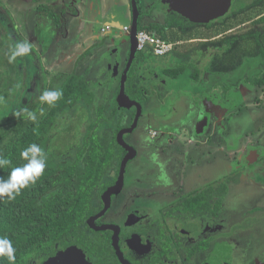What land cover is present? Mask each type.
I'll return each mask as SVG.
<instances>
[{
	"label": "flooded vegetation",
	"instance_id": "af4514ba",
	"mask_svg": "<svg viewBox=\"0 0 264 264\" xmlns=\"http://www.w3.org/2000/svg\"><path fill=\"white\" fill-rule=\"evenodd\" d=\"M136 1L139 30L166 37L172 48L158 55L140 49L137 39L126 93L142 114L132 129L137 106L120 107L117 99L131 58L134 10L132 0H119L116 27L103 28L117 30L103 69L93 74L87 62L84 72L70 73L83 75L95 97L96 88L104 95L95 109L109 129L101 133L91 123L83 144L93 133L107 140L113 165L89 202L82 241L66 240L30 264L75 246L90 264H264V202L255 207L264 200V138L251 139L259 126L233 130L237 116L264 105L256 95L264 94V0H182L180 8L172 0ZM56 12L63 18L64 10ZM123 129L131 130L121 143ZM129 154L122 188L105 200Z\"/></svg>",
	"mask_w": 264,
	"mask_h": 264
},
{
	"label": "trees",
	"instance_id": "16d2710c",
	"mask_svg": "<svg viewBox=\"0 0 264 264\" xmlns=\"http://www.w3.org/2000/svg\"><path fill=\"white\" fill-rule=\"evenodd\" d=\"M25 1L36 4L40 14L47 13L54 24L51 31L61 25L62 14L55 11L49 0ZM30 57L35 73L45 79L41 53L35 46ZM260 78V83L264 84V75ZM60 90L63 93L61 98L42 116L37 115L35 101L38 105L41 103L39 96L44 88L28 106L25 105L29 112H36L35 122L22 114L9 116L0 123V156L11 161L8 166L0 167V177L7 179L12 167L27 162L21 158L20 152L29 144L36 143L47 153L51 132L61 112L79 100L93 103L95 98L88 85L75 74L64 81ZM99 115L102 116V110ZM112 150V144L93 133L79 148L75 158L59 161L57 159L63 153H58L56 161H46L44 174L35 184L22 189L14 200L0 197V237L12 241L16 249V264H30L34 259L49 256L56 251L58 244L66 240L82 241L89 202L104 189L108 166L113 165L115 159ZM0 264L9 262L0 258Z\"/></svg>",
	"mask_w": 264,
	"mask_h": 264
},
{
	"label": "rangeland",
	"instance_id": "374dc122",
	"mask_svg": "<svg viewBox=\"0 0 264 264\" xmlns=\"http://www.w3.org/2000/svg\"><path fill=\"white\" fill-rule=\"evenodd\" d=\"M48 2L52 7L54 6L56 8L55 10L65 11L64 28L55 32L51 31V20L38 14L39 12L36 10L35 5L23 0H0V123L5 121L9 116H15V113L20 112L21 109H27L24 108L26 107L25 105L28 106L31 103V99L39 94L41 88H44L45 84L47 85L45 90L60 89L64 74H68L73 70L80 72L81 69L84 68V65H80L79 68H75L74 65H76V61L84 59L86 55L80 58H78L79 55L75 57V55H72V48H74V45L69 48L70 44L63 45L60 43V41L63 42L66 39L67 33L68 36L77 34V30L70 27L73 24V20L77 18L75 15L77 14L78 5L75 4L74 0H49ZM168 2H170V0H168ZM172 2L177 8L182 6V0H172ZM230 4L231 3H227L224 11H227ZM8 9L9 12L7 13ZM196 10L199 12L198 9ZM197 12L194 11L191 14L195 15ZM262 12H264V10H262L261 13ZM259 14H255L254 11V18H257ZM221 15L222 13L217 16ZM245 20L247 21V19ZM35 26H37V28ZM83 40H81L80 43H83ZM99 40L100 39H98V41ZM24 41L32 42L40 52L46 46L48 50L49 48L53 50V53L50 52V57L49 55L44 57L46 60L45 64L49 65L51 68L49 76H46L47 81L39 76V74L35 73L30 57L31 52L24 56H18L14 61L10 62L9 57L11 55V49L16 43ZM60 45L62 46V51L64 49L67 50L66 55L68 58L73 57L70 65L63 63V58L60 60L63 54H59V59L56 56L57 47ZM87 47L89 50H92L97 47V45H87ZM76 49L77 45L75 46V50ZM76 54H79V52H76ZM94 60L96 62V58H94ZM79 62L81 63V61ZM91 65L93 66L94 74H97L98 72H95L97 66L95 68L92 63ZM86 80L89 81V79ZM90 81L89 84L91 85ZM89 89L91 95H93L91 92L92 89L90 87ZM96 92L97 100L93 101V103L79 100L73 107L61 112V116H59L51 132L52 140L49 150L45 153L46 161H56V154L58 153H63L62 157L57 159L59 161L75 158L77 150L82 146L84 136L91 123L97 122L98 132L102 133L109 129L105 120L99 119L98 111L95 109L105 102L104 95L102 98L101 91L96 88ZM256 95L264 98L263 92L259 90ZM35 103H37L35 108L38 110L37 115L39 116L41 115V109H43L42 115H44L53 105L47 103H39L38 105L37 101H35ZM90 104H95V106H90ZM261 105L262 107L260 108H251L247 112H242L237 116L238 119H235V122H233L234 132L239 130L242 132L245 130L249 131V129L251 130L253 127L259 126L260 130L254 132V134L251 135V139L264 138V105L263 103ZM34 113L36 114L35 111ZM109 114V112L106 113L107 116ZM127 116L128 114H125L124 118ZM250 132L252 133V130ZM235 158H233V160H235ZM262 202H264V200H256L255 203L259 205L255 207L261 208L262 204L260 203ZM262 232L264 234V229H262Z\"/></svg>",
	"mask_w": 264,
	"mask_h": 264
},
{
	"label": "crops",
	"instance_id": "0c3cea01",
	"mask_svg": "<svg viewBox=\"0 0 264 264\" xmlns=\"http://www.w3.org/2000/svg\"><path fill=\"white\" fill-rule=\"evenodd\" d=\"M125 1H127V0H125ZM74 2L76 5H78L77 14L75 15L77 18L73 20V24L70 28H74L75 30H77V34L74 36H68V33H67L66 39L63 42L60 41V43L63 45H67V44L69 45L70 44L69 48L74 45V48H72V55H75V57H76V55L77 56L79 55L78 58H80V57H83L86 55V57L84 59L79 60V61H81V63L79 61H76V63H75L76 65H74L75 68H79L80 65L81 66L85 65V63H87V62H89V63L93 62V64H96V66H97L96 71H100L105 66V62H107V58L111 55V54H107L106 48H110V49L112 48L113 49V47H114L113 43H114V39H115L114 37H115V33L117 32V30H114V29H112V30L110 29V31L104 32L103 28L106 27L107 25L113 26L112 28L116 27L117 18H116L115 13H113V8L116 5H118L119 0H74ZM53 8H55V7L53 6ZM52 26H54V24ZM35 27L37 28V26H35ZM62 28H64V15H63V18L61 19V25H59L58 27L56 26L54 30L58 31ZM38 29H39V26H38ZM55 31H53V32H55ZM104 34H105V37H104ZM98 39H100V40L98 41ZM81 40H83V43H80ZM30 43L32 44V42H30ZM76 45H77V49L75 50ZM87 45H90V46L97 45L98 47L94 48V52L93 53L91 52L88 55L87 53L89 52V48L87 47ZM66 51L67 50H65V49L62 51V46L60 45L57 47V55L56 56L59 59V54H63L61 56L60 60H62V58H63L62 62L67 63V65H70L72 63L73 57L68 58L66 55ZM50 52L53 53V50H50V48L48 50L47 46L40 52L41 53V60L44 63V70H45L44 75L45 76H49L51 68L49 65L45 64L46 60L44 59V57L47 55H49V57H50ZM76 52H79V54H76ZM107 55H109V56H107ZM94 58H96V63H95ZM120 64H122V62ZM120 64H118V65L120 66ZM118 65H117V67H119ZM73 71H75V70H73ZM73 71H71L70 73H73ZM70 73L63 75L64 78L62 79L63 81H62L60 87L62 86L64 81L69 76L72 75ZM77 76H79V75L77 74ZM81 76H79V77L81 79H83L84 76L83 75H81ZM61 77H62V75H61ZM96 100H97V95L95 97V101ZM186 110L187 109H182L181 113H183Z\"/></svg>",
	"mask_w": 264,
	"mask_h": 264
},
{
	"label": "clouds",
	"instance_id": "9594fccd",
	"mask_svg": "<svg viewBox=\"0 0 264 264\" xmlns=\"http://www.w3.org/2000/svg\"><path fill=\"white\" fill-rule=\"evenodd\" d=\"M32 47V44L27 41L16 43L11 49V55L9 57L10 62L14 61L18 56L29 54ZM62 95L63 93L59 89L45 90L40 94L39 100L41 103L52 105L59 100ZM22 114L33 122L37 119L36 114L34 112H29L27 109L15 113L17 116ZM42 114L43 109H41V115ZM20 156L27 162L22 166L12 167L8 173L7 179L0 177V197H7L8 200H14L16 196L20 195L22 189L28 187L29 184H35L44 174L46 157L43 149L38 144H29L28 147L20 152ZM10 163V160L0 156V167L8 166ZM0 258H6L9 264H16V249L12 241L7 237H0Z\"/></svg>",
	"mask_w": 264,
	"mask_h": 264
},
{
	"label": "water",
	"instance_id": "95a60500",
	"mask_svg": "<svg viewBox=\"0 0 264 264\" xmlns=\"http://www.w3.org/2000/svg\"><path fill=\"white\" fill-rule=\"evenodd\" d=\"M132 2H133L134 18H133V25H132L131 32H130V36L133 41L132 50H131V58L129 60L128 65L126 66L124 70L121 91L118 95L117 101L120 107H126L127 109H130L133 106H137V113L134 119L135 122L132 126V129H135L138 124L137 122L142 114V106L137 101L132 100L126 93L127 74H128V71L132 65L133 59L135 58V55L137 52L136 42H137V34L139 31V24H138L139 10L137 6V1L132 0ZM224 12H221V13L224 14ZM217 15H219V13ZM130 130L131 129H128V130L123 129L119 132V135H118L119 142L123 143V134L125 132H129ZM130 157H131V154L127 155L122 163L118 183L115 186L110 187L108 190L105 191L103 195L105 200H109V198L111 197L113 193L119 191L122 188L124 184V176H125L127 161L129 160ZM90 263H91V259L89 255L86 253V251H84V249H82L79 246H75V248H73L72 251L70 250L66 252L59 251L55 256L50 257L45 262V264H90Z\"/></svg>",
	"mask_w": 264,
	"mask_h": 264
},
{
	"label": "built area",
	"instance_id": "2783aa9c",
	"mask_svg": "<svg viewBox=\"0 0 264 264\" xmlns=\"http://www.w3.org/2000/svg\"><path fill=\"white\" fill-rule=\"evenodd\" d=\"M137 39L140 49L150 47L152 51L158 55L166 54L172 48V44L170 42L160 36L150 33L145 29H141L138 31Z\"/></svg>",
	"mask_w": 264,
	"mask_h": 264
}]
</instances>
